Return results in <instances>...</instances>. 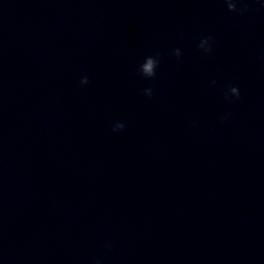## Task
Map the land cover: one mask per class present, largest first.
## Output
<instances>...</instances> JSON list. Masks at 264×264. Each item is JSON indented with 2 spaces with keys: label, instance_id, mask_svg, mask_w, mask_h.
<instances>
[{
  "label": "water",
  "instance_id": "water-1",
  "mask_svg": "<svg viewBox=\"0 0 264 264\" xmlns=\"http://www.w3.org/2000/svg\"><path fill=\"white\" fill-rule=\"evenodd\" d=\"M0 264H264V5L0 0Z\"/></svg>",
  "mask_w": 264,
  "mask_h": 264
},
{
  "label": "clouds",
  "instance_id": "clouds-1",
  "mask_svg": "<svg viewBox=\"0 0 264 264\" xmlns=\"http://www.w3.org/2000/svg\"><path fill=\"white\" fill-rule=\"evenodd\" d=\"M225 2L227 3V7L229 8V10L235 12L238 11V3L239 0H225ZM258 2L262 5H264V0H258ZM239 11H243V8L239 9ZM212 37H208L206 39H204L201 43V47L205 48V51L207 52H211L212 50V46L209 45V40H211ZM207 45V47H205ZM154 64V61H152L151 59H149L148 61V65L145 68V71L149 72L151 71V68ZM88 82L87 77H84L83 80L81 81L82 84H86ZM232 92L237 96V98H240V89L238 88H233ZM123 128L122 124H119L116 126V128L113 129V131H117L118 129Z\"/></svg>",
  "mask_w": 264,
  "mask_h": 264
}]
</instances>
